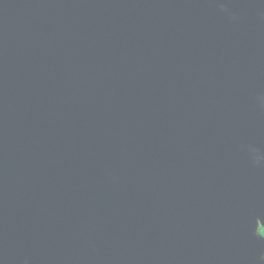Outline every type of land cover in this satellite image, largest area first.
Masks as SVG:
<instances>
[{"label": "water", "instance_id": "water-1", "mask_svg": "<svg viewBox=\"0 0 264 264\" xmlns=\"http://www.w3.org/2000/svg\"><path fill=\"white\" fill-rule=\"evenodd\" d=\"M259 222L264 0H0V264H245Z\"/></svg>", "mask_w": 264, "mask_h": 264}, {"label": "flooded vegetation", "instance_id": "flooded-vegetation-1", "mask_svg": "<svg viewBox=\"0 0 264 264\" xmlns=\"http://www.w3.org/2000/svg\"><path fill=\"white\" fill-rule=\"evenodd\" d=\"M258 233V237L264 238V226L260 222L258 226ZM251 254H253V252ZM243 261L245 264H264V253L260 256L259 259L257 257L255 258L254 256H252V258L245 259Z\"/></svg>", "mask_w": 264, "mask_h": 264}]
</instances>
